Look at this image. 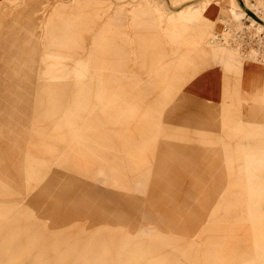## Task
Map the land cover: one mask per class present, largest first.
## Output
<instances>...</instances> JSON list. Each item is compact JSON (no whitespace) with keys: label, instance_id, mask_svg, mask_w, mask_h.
I'll return each mask as SVG.
<instances>
[{"label":"rangeland","instance_id":"rangeland-1","mask_svg":"<svg viewBox=\"0 0 264 264\" xmlns=\"http://www.w3.org/2000/svg\"><path fill=\"white\" fill-rule=\"evenodd\" d=\"M240 5L0 0V264H264V61L210 43Z\"/></svg>","mask_w":264,"mask_h":264},{"label":"built area","instance_id":"built-area-1","mask_svg":"<svg viewBox=\"0 0 264 264\" xmlns=\"http://www.w3.org/2000/svg\"><path fill=\"white\" fill-rule=\"evenodd\" d=\"M240 8L244 11L241 26L232 21L230 17H218L219 28L212 33L210 42L219 45H228L244 58H253L259 62L264 61V0H248L250 7L244 5V0H238ZM251 20L254 23H251ZM258 24L263 25L258 30Z\"/></svg>","mask_w":264,"mask_h":264},{"label":"crops","instance_id":"crops-1","mask_svg":"<svg viewBox=\"0 0 264 264\" xmlns=\"http://www.w3.org/2000/svg\"><path fill=\"white\" fill-rule=\"evenodd\" d=\"M241 12V11H240ZM242 15H244L243 12H241ZM221 15V14H220ZM219 15V17H221ZM199 52H205V50L201 49L200 46L198 48ZM215 50V49H214ZM215 70L218 74H213V72H210V76L207 77V79H203L201 82L200 81H189L186 85V92L188 95L201 100L203 102H217L216 100L210 99V96L213 95V90H215L217 93V98L220 101H222L223 99V95L225 94V89H226V80L224 77V73L221 70L220 67H212V68H208L203 70V72L206 71H212ZM202 73V72H201ZM212 83H213V87H212ZM84 111H82L80 114L83 115ZM228 230L230 229L229 227L227 228ZM5 234V233H4ZM3 235V234H2ZM31 245H33L34 248V252L36 254L35 256V260H36V264H41V255L44 253V242L42 238H37L36 240H31ZM4 255L6 253H8V249L7 248H3L2 250H0ZM75 254L77 253V251L74 252ZM28 256V255H27ZM31 259V258H30ZM32 260V259H31ZM77 257L73 258V261H76ZM73 261H68L65 264H69V262H73Z\"/></svg>","mask_w":264,"mask_h":264},{"label":"bare ground","instance_id":"bare-ground-1","mask_svg":"<svg viewBox=\"0 0 264 264\" xmlns=\"http://www.w3.org/2000/svg\"><path fill=\"white\" fill-rule=\"evenodd\" d=\"M230 7H231V5H230ZM229 12V11H228ZM232 15H235V13L232 11ZM239 17V16H238ZM251 23L253 24L254 23V21H252L251 20ZM257 28H258V30H261L262 29V25L261 24H258V26H257ZM211 44H217V43H212V42H210ZM209 44V43H208ZM228 46V45H227Z\"/></svg>","mask_w":264,"mask_h":264}]
</instances>
